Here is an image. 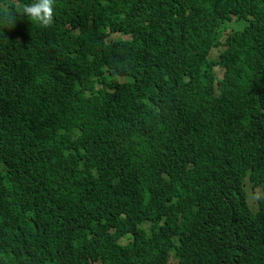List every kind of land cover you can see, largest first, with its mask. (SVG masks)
<instances>
[{
	"label": "trees",
	"instance_id": "16d2710c",
	"mask_svg": "<svg viewBox=\"0 0 264 264\" xmlns=\"http://www.w3.org/2000/svg\"><path fill=\"white\" fill-rule=\"evenodd\" d=\"M33 2L0 0V264H264V0Z\"/></svg>",
	"mask_w": 264,
	"mask_h": 264
},
{
	"label": "clouds",
	"instance_id": "9594fccd",
	"mask_svg": "<svg viewBox=\"0 0 264 264\" xmlns=\"http://www.w3.org/2000/svg\"><path fill=\"white\" fill-rule=\"evenodd\" d=\"M55 0H34L33 3L22 7V14L42 27H49L53 23ZM7 15V12H6ZM14 24V20H13Z\"/></svg>",
	"mask_w": 264,
	"mask_h": 264
},
{
	"label": "rangeland",
	"instance_id": "374dc122",
	"mask_svg": "<svg viewBox=\"0 0 264 264\" xmlns=\"http://www.w3.org/2000/svg\"><path fill=\"white\" fill-rule=\"evenodd\" d=\"M238 27H240L239 24L236 25V27L234 28V23L233 22L230 23V24H228L226 26L227 31L224 33V35H227L228 32H230L233 28H234V30L238 29ZM117 37H118V35H113V38L114 39H116ZM211 56L213 58L217 59L218 56H219V50L218 49L213 50V52L211 53ZM215 70H216L218 76L221 77V73H222L221 70L222 69L220 68L219 65H216L215 66ZM248 191H249V194H250L251 203H252L253 207L256 209L258 207V200H257L258 195H256V194H257V192H259V190L257 188H254V185L253 184H249ZM170 264H176V260L174 259V257L171 258Z\"/></svg>",
	"mask_w": 264,
	"mask_h": 264
}]
</instances>
